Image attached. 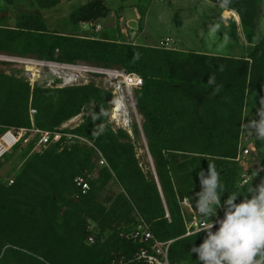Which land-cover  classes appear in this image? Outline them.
<instances>
[{
    "label": "trees",
    "instance_id": "1",
    "mask_svg": "<svg viewBox=\"0 0 264 264\" xmlns=\"http://www.w3.org/2000/svg\"><path fill=\"white\" fill-rule=\"evenodd\" d=\"M263 1L231 0L227 7L239 14L251 44L243 57L64 34L50 29L40 13H20L14 26L0 25V52L121 67L141 75L143 84L135 90V100L161 186L160 191L153 173L141 168L128 133L112 128L109 90L94 82L31 85L23 77L0 71L2 131L32 125L55 129L84 109L83 121L66 131L94 140L108 162L97 170L96 179H89V190L80 192L74 179L84 170L98 168L94 150L80 144L70 148L63 137L43 153L30 154L13 183L0 177V264H147L133 259L141 243L126 236L137 225L135 210L157 238L173 239L169 252L173 264H197V255L190 250L204 235H185L180 201L191 200L201 190L198 173L209 165L218 170L225 191L235 193L239 187L235 158L245 103L252 92L264 96V34L256 30ZM57 2L40 0V6ZM110 14L103 0H94L76 6L69 19L72 24L96 22ZM30 109L36 111L31 114ZM173 172L179 174L180 187ZM113 178L124 192L107 205L100 194ZM90 222L108 235L90 243Z\"/></svg>",
    "mask_w": 264,
    "mask_h": 264
},
{
    "label": "rangeland",
    "instance_id": "2",
    "mask_svg": "<svg viewBox=\"0 0 264 264\" xmlns=\"http://www.w3.org/2000/svg\"><path fill=\"white\" fill-rule=\"evenodd\" d=\"M93 1L58 0L54 5L42 7L40 6V0H0V25L14 26L16 17L20 13H40L46 16L49 27H55L56 22L68 20L76 6ZM184 1L189 0H103L110 7L111 14L96 20L97 23L102 25V29L95 32L91 29V26L84 24L85 30L82 34L99 38L113 37L116 40L142 44L148 43L156 46H159L160 41L165 37H171L175 41V47L181 50L215 46L211 47V49L222 54L237 57H243L248 54L251 44L245 38L241 21L236 20L232 15H225V10L228 8H222L217 0H200L202 2H199V5H185L182 4ZM232 22H235V36L232 35L234 29ZM256 30L264 34V1L259 4ZM216 46H218V50L215 49ZM18 57L43 60L34 56H20L0 52V71L23 77L31 85L36 82L44 85L49 83L52 78V72L46 66L24 63L19 61ZM75 63L92 64L84 61ZM88 78L95 84L103 85L104 81L99 76L90 75ZM261 98H264V96L258 91L252 92L247 97L237 151L239 158L237 159L238 156L235 158V165L240 171L237 181L241 179V173H252L247 177L249 183L253 180V187L264 181V141L259 140L254 133L252 134L246 130L244 124L248 123L252 118L259 119L257 112ZM85 114H87L86 111L82 109L78 115L62 123L60 128L68 133L63 141L64 145L71 148L76 144H80L93 148V158L98 168L91 171L84 170L79 175H84L88 179H96L98 177L97 170L101 166L98 163L101 151L96 147L94 140L86 137H77L75 133L66 131L80 124ZM127 120L129 121L128 125L124 126V118L121 117L119 120L110 118L109 110V122L112 128L115 131L123 129L128 133L141 168L145 173H153L156 179L153 158L143 129L144 117L136 100L135 110L130 108V116L125 121ZM245 148L249 149L248 153L243 151ZM25 149L26 146L19 145V147H14L10 150H14V152L6 153L0 159V177L7 179L9 175L15 177L20 172L31 154L30 150L26 152ZM207 170L208 168H206L205 172ZM257 170L258 175L255 177L254 174ZM216 171L218 172V170ZM225 171V169L221 170L222 175ZM173 179L175 185L180 187L181 181L178 173L173 172ZM123 192V186L116 178L109 179L101 191L100 199L110 205ZM240 192L244 193V195L247 194L244 188H241ZM226 194L227 192L224 195ZM241 197L243 199V196ZM188 201L190 200L188 199ZM181 206L182 211L186 215L192 213L190 206L186 204ZM192 208L194 210L196 208L195 201H192ZM222 212L223 208L218 209L217 215L220 216ZM132 214L136 218L140 217L137 210ZM90 229L94 238L99 240L104 239L109 233L94 222H90ZM189 264L195 263L189 262Z\"/></svg>",
    "mask_w": 264,
    "mask_h": 264
},
{
    "label": "built area",
    "instance_id": "3",
    "mask_svg": "<svg viewBox=\"0 0 264 264\" xmlns=\"http://www.w3.org/2000/svg\"><path fill=\"white\" fill-rule=\"evenodd\" d=\"M84 24L91 26V29L95 32L102 29V25L97 22L87 21L84 22ZM174 44L175 41L173 38L165 37L160 41L159 46L168 49H177ZM17 59L24 63H34L46 66L52 72V78L46 85L50 87L87 84L92 82L88 76L101 77L102 81H104L103 85H96L101 86L112 93V98L110 100V118H112V115H115V111L118 109V117L114 118V120H119L122 117L124 118V126L128 125L129 121H125V119L130 116V108H134L135 110L134 91L143 84V78L138 73L128 71L121 67L36 60L28 57H18ZM35 111V109H30L31 114ZM67 134L68 133L63 131L60 127L55 129H41L35 125H32L31 127H8L0 133V159L17 145H31V154L43 153L54 144L61 142L63 137L67 136ZM75 136L82 137L77 134ZM243 151L248 153L249 149L245 148ZM238 158L239 156L237 159ZM98 163L101 166L108 165L107 160L101 152L100 157L98 158ZM6 180L11 184L14 182V176L9 175ZM74 183L76 188L82 193H86L90 188L89 179L84 175H77L74 179ZM186 201H188V198H183L180 201V204L190 206L192 211V213L188 215L182 211L186 226L185 235H190V233L194 231L195 224L198 223V220L194 223L193 218L196 217L197 213L190 203H187ZM208 222H211V219H208ZM213 231H215V228ZM202 234L204 235V233ZM126 236L127 238L141 243L139 249L134 254V260L143 261L147 264H173L169 257L170 246L173 239L162 240L157 238L152 232L149 223L145 221L143 217L140 216L138 218L136 227L127 233ZM88 240L90 243H93L95 241L94 235H89Z\"/></svg>",
    "mask_w": 264,
    "mask_h": 264
},
{
    "label": "clouds",
    "instance_id": "4",
    "mask_svg": "<svg viewBox=\"0 0 264 264\" xmlns=\"http://www.w3.org/2000/svg\"><path fill=\"white\" fill-rule=\"evenodd\" d=\"M219 3L222 8H227L231 0H219ZM209 83L214 80L210 79ZM257 115L258 120L252 118L244 125L246 130L264 141V98L260 100ZM251 174L241 173V179L237 181L239 187L233 193L225 191L220 174L211 165L207 172L199 171L201 190L186 201L192 206L195 200L197 215L193 218L194 223L198 220L190 235L204 233L202 242L194 244L190 250L191 255H197V264H264V181L253 187V180L249 183L247 179ZM254 175H258V170ZM241 188L245 189L246 195L240 193ZM226 192L230 195L222 201ZM241 196L243 199L237 202ZM220 208H223L222 216L217 215Z\"/></svg>",
    "mask_w": 264,
    "mask_h": 264
},
{
    "label": "crops",
    "instance_id": "5",
    "mask_svg": "<svg viewBox=\"0 0 264 264\" xmlns=\"http://www.w3.org/2000/svg\"><path fill=\"white\" fill-rule=\"evenodd\" d=\"M199 2H202V1H200V0L199 1L198 0H189V1H184V3H182V4H185V5H188V4L189 5H199L200 4ZM45 18H46V16H45ZM46 21H48L47 18H46ZM49 28L52 29V30H56V31H58L60 33L76 34V35H84L82 33L85 30L84 29V22H81V23H78V24H72L70 19L64 20V21H58V22L55 23V27H49ZM84 36H86V35H84ZM106 39H112L113 40L114 38L110 37V38H106ZM149 45H151V44H149ZM211 47L213 48L215 46H211ZM211 47L209 48V46H207L205 48H197V49L185 48V49H182V50L194 51V52L206 53V54L227 55V54L219 53L218 51H214V50L211 49ZM215 49L218 50L219 49L218 46H216ZM223 53H226V52H223ZM228 56H233V55H228ZM233 57H237V56H233Z\"/></svg>",
    "mask_w": 264,
    "mask_h": 264
},
{
    "label": "bare ground",
    "instance_id": "6",
    "mask_svg": "<svg viewBox=\"0 0 264 264\" xmlns=\"http://www.w3.org/2000/svg\"><path fill=\"white\" fill-rule=\"evenodd\" d=\"M233 12H235V15H233ZM225 15L226 16L232 15V16H234V18L236 20H237V17L239 18L238 20H240L239 14L236 11L232 10V9H226L225 10ZM117 111H118V109L115 111V115H112L113 119L118 117V112Z\"/></svg>",
    "mask_w": 264,
    "mask_h": 264
},
{
    "label": "water",
    "instance_id": "7",
    "mask_svg": "<svg viewBox=\"0 0 264 264\" xmlns=\"http://www.w3.org/2000/svg\"><path fill=\"white\" fill-rule=\"evenodd\" d=\"M154 172H155V175H156V181H157V183H158V186H159V189H160V191H161V186H160V184H159V180H158V177H157V174H156V171H155V169H154Z\"/></svg>",
    "mask_w": 264,
    "mask_h": 264
}]
</instances>
